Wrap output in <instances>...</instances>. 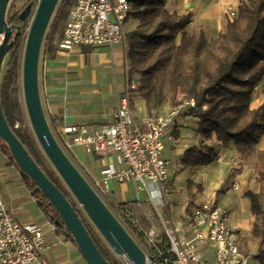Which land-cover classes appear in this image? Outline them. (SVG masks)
<instances>
[{"label": "crops", "instance_id": "0c3cea01", "mask_svg": "<svg viewBox=\"0 0 264 264\" xmlns=\"http://www.w3.org/2000/svg\"><path fill=\"white\" fill-rule=\"evenodd\" d=\"M239 2L166 0L165 8L173 16H190L185 28L188 33L197 34L202 30L207 39H212L224 32L226 15L235 12ZM136 25L137 20L129 17L124 30L128 32ZM60 37V32L55 33L49 50H43L38 69L39 94L50 129L55 134L58 126H96L112 121L116 94L124 87L123 44H115L111 49L104 45H79L62 50L58 47ZM133 77L139 78L137 74ZM262 104L264 77L253 93L250 107L257 108ZM130 106L134 120L139 124H142L145 116L167 112L172 107L164 104L148 114L145 101L137 90L131 94ZM189 109L184 108L183 113L174 118L169 134L163 140V156L171 164L164 207L156 208L145 191L137 190L134 180L119 182L105 176V169L120 166L121 160L117 154L100 156L75 148L72 158L92 184L95 181L105 184V192L101 195L107 206L115 210L119 203L136 206L139 202L136 209L142 226L152 224L159 233L162 226L157 212L162 218L171 220L180 236L188 237L190 226L186 223V216L190 211L187 213L186 209L189 202L192 200V207L208 201L218 202L227 211V222L235 229L240 250L249 256L251 264H260L255 258L258 246L251 237L254 216L244 193L247 190L258 191L255 165L257 152L264 150V133L257 135L254 153L246 158L240 157L233 144L222 145L213 134L205 144L217 150V159L208 165L185 167L178 163L179 158L187 148L198 146L202 141L197 131V117ZM234 183L239 184L238 189H234ZM0 193L10 207L17 208L15 215L19 221L43 224L46 243L49 245L47 257L53 264H88L70 237L58 229L56 223L48 219L38 207L35 197L24 185L18 168L10 163L1 145ZM47 222H54L55 229L49 227ZM203 251L204 257L212 261L211 247L207 245Z\"/></svg>", "mask_w": 264, "mask_h": 264}, {"label": "trees", "instance_id": "16d2710c", "mask_svg": "<svg viewBox=\"0 0 264 264\" xmlns=\"http://www.w3.org/2000/svg\"><path fill=\"white\" fill-rule=\"evenodd\" d=\"M28 0L22 9L8 15L9 24L19 25L12 47L5 54L0 69V103L3 114L14 134L46 176L65 194L99 252L110 264H121L111 249L97 234L74 200L65 183L40 148L34 133L15 121L22 122V114L12 104L11 95L19 80L18 63L24 32L33 3ZM75 0H62L54 20L44 38L43 47L49 50L55 33L62 34L68 12ZM129 17L137 25L125 36V55L129 68L139 75L137 91L145 101L148 114L158 107L177 103L178 94L192 99L190 113L197 117V131L202 136L198 146L187 148L178 163L185 167L208 165L218 152L205 144L215 137L222 145L233 144L241 158L254 153L257 135L264 133V104L251 108L253 88L264 77V0H240L235 14L226 15L225 30L216 38L207 39L202 30L188 33L185 28L190 16H173L165 8L166 0H128ZM15 32V31H14ZM3 152L16 168L7 145L0 139ZM257 192L247 190L254 216L251 237L258 246L256 260L264 264V150L257 152L255 165ZM24 185L35 197L44 215L64 231L60 217L46 196L28 177ZM192 207V200L186 209ZM74 242V241H73Z\"/></svg>", "mask_w": 264, "mask_h": 264}, {"label": "built area", "instance_id": "2783aa9c", "mask_svg": "<svg viewBox=\"0 0 264 264\" xmlns=\"http://www.w3.org/2000/svg\"><path fill=\"white\" fill-rule=\"evenodd\" d=\"M38 4L39 0H31ZM128 0H75L58 40V47L69 50L79 45H104L110 49L121 43L125 48L124 24L129 18ZM235 12H230L234 15ZM124 87L116 94L112 121L89 126L79 124L58 126L54 135L67 155L82 148L88 153L106 156L117 154L121 164L107 168L106 177L119 182L134 180L137 190L145 191L154 206L164 207L169 188L171 164L163 156L164 138L177 115L194 101L178 94L177 103L169 111L145 116L142 124L134 120L130 106L131 94L137 90L139 78L132 76L128 59L123 57ZM17 127V125H15ZM102 194L105 184L93 183ZM239 188L238 183L233 184ZM119 203L115 206L118 217L134 228L148 246L144 251L147 264H251L250 258L238 245L235 229L228 225L226 209L215 201L193 206L186 216L189 236H180L169 218L160 217L159 233L152 224L142 226L137 206ZM17 208L10 207L0 193V264H53L47 257L43 224L21 222L15 215ZM47 225L55 229L54 222ZM210 246L212 261L204 257L203 249Z\"/></svg>", "mask_w": 264, "mask_h": 264}, {"label": "water", "instance_id": "95a60500", "mask_svg": "<svg viewBox=\"0 0 264 264\" xmlns=\"http://www.w3.org/2000/svg\"><path fill=\"white\" fill-rule=\"evenodd\" d=\"M56 2L57 0H39L24 44L22 88L32 131L43 153L109 248L114 253L123 255L130 264H147L141 247L60 148L43 112L38 88V59L43 35ZM8 3L9 0H0V69L3 58L12 47L20 28L19 25L7 22ZM31 4L32 1L29 5ZM12 34L13 38L10 40ZM0 139L7 145L19 174L30 178L36 188L46 196L59 215L64 231L72 237L87 263L110 264L99 252L65 194L46 176L14 134L5 119L1 103Z\"/></svg>", "mask_w": 264, "mask_h": 264}, {"label": "rangeland", "instance_id": "374dc122", "mask_svg": "<svg viewBox=\"0 0 264 264\" xmlns=\"http://www.w3.org/2000/svg\"><path fill=\"white\" fill-rule=\"evenodd\" d=\"M28 0H9L8 6H7V12L8 15H11L17 11H19L20 9L23 8V6L25 5V3ZM62 0H57L56 5L53 9V12L50 16V19L48 21V24L46 26L44 35H43V39H42V43H41V47H40V53H39V59H38V69H39V62L42 58V54H43V44H44V38L54 20V16L56 15V10L57 7L61 4ZM36 3H33L32 9H31V14L30 17L28 18V22H27V26L25 28V32H24V41L21 45L20 48V53H19V63H18V74H19V80H18V84H17V88L15 90L14 93H12L11 95V101L12 104L15 105L16 108H18L22 114V122L19 121H15V125H20L22 128H27L29 129L31 132L32 131V127L26 112V107H25V101H24V95H23V88H22V59H23V51H24V44H25V39H26V35L28 32V27L29 24L31 22L32 16L34 14L35 8H36ZM127 25V24H126ZM127 33V32H126ZM131 73L133 74V76H135V74L138 75V73L135 72L134 69L131 68ZM139 76V75H138ZM262 83V80L256 84L253 88V93L258 89L259 85ZM40 100H41V104H42V99L40 96ZM43 107V104H42ZM45 113V112H44ZM47 122H48V117H46ZM50 127V126H49ZM52 131V130H51ZM53 133V132H52ZM54 134V133H53ZM63 149V148H62ZM260 151V150H259ZM67 156L69 157V159L71 160V162L74 164V166L77 168V170L83 175V177L86 179V181L94 188L92 181L86 176V174L84 173V171L82 170V168H80V166L78 165V163L75 161L74 158H72V156L70 154L67 153ZM94 190L97 192V194L100 196V198L106 202V200L104 199V197L96 190V188H94ZM72 195V194H71ZM74 198V197H73ZM75 200V198H74ZM76 201V200H75ZM77 202V201H76ZM78 203V202H77ZM78 206L80 207V209H82V207L78 204ZM109 207V209L111 210V212L116 216V218L120 221V223L123 225V227L129 232V234L132 236V238L136 241V243L141 247V249L143 250V252H147L148 253V246L147 244L144 242L143 238L141 236H139L138 232L132 228L129 223L124 222L122 218L118 217L115 210L109 205L107 206ZM82 212L84 213V215L86 216L85 212L82 209ZM86 218L89 220V218L86 216ZM90 221V220H89ZM90 223L92 224V222L90 221ZM92 226L94 227V225L92 224ZM94 229L96 230L97 234L103 239V237L101 236V234L97 231V229L94 227ZM104 241V239H103ZM105 242V241H104ZM106 243V242H105ZM107 244V243H106ZM108 246V244H107ZM109 247V246H108ZM112 251V250H111ZM112 253L114 254L115 258L118 260V262H120L121 264H130L128 262V260L123 256V255H118L116 253H114L112 251Z\"/></svg>", "mask_w": 264, "mask_h": 264}, {"label": "flooded vegetation", "instance_id": "af4514ba", "mask_svg": "<svg viewBox=\"0 0 264 264\" xmlns=\"http://www.w3.org/2000/svg\"><path fill=\"white\" fill-rule=\"evenodd\" d=\"M12 24H15V23H12ZM14 33V32H13ZM12 38H13V34H12V36L10 37V40H12Z\"/></svg>", "mask_w": 264, "mask_h": 264}, {"label": "bare ground", "instance_id": "6f19581e", "mask_svg": "<svg viewBox=\"0 0 264 264\" xmlns=\"http://www.w3.org/2000/svg\"><path fill=\"white\" fill-rule=\"evenodd\" d=\"M69 158V157H68Z\"/></svg>", "mask_w": 264, "mask_h": 264}]
</instances>
